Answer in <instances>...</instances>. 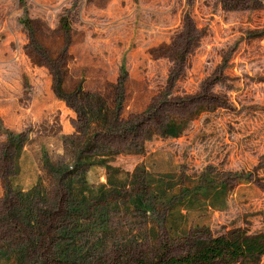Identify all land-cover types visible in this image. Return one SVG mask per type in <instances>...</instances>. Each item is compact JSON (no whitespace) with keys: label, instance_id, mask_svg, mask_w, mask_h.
<instances>
[{"label":"rangeland","instance_id":"1","mask_svg":"<svg viewBox=\"0 0 264 264\" xmlns=\"http://www.w3.org/2000/svg\"><path fill=\"white\" fill-rule=\"evenodd\" d=\"M25 3L31 29L0 0V264L264 231V0Z\"/></svg>","mask_w":264,"mask_h":264},{"label":"trees","instance_id":"2","mask_svg":"<svg viewBox=\"0 0 264 264\" xmlns=\"http://www.w3.org/2000/svg\"><path fill=\"white\" fill-rule=\"evenodd\" d=\"M20 2L24 10L21 22L26 28L31 29L25 0ZM60 25L65 31L70 29V24L65 18H61ZM8 132L10 141L21 136L13 131ZM150 205L153 206L152 203ZM66 250L63 249L62 252ZM262 255H264V231L250 232L247 227L237 226L224 233L202 237L182 254H172L165 248H160L153 257H137L134 262L135 264H263L260 261Z\"/></svg>","mask_w":264,"mask_h":264}]
</instances>
